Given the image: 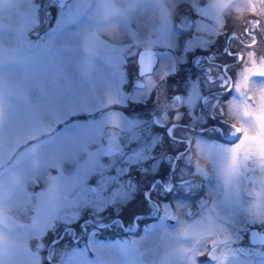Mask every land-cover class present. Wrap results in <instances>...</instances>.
Masks as SVG:
<instances>
[{
  "label": "rangeland",
  "instance_id": "rangeland-1",
  "mask_svg": "<svg viewBox=\"0 0 264 264\" xmlns=\"http://www.w3.org/2000/svg\"><path fill=\"white\" fill-rule=\"evenodd\" d=\"M42 5L0 0V264H264L248 241L264 231V160L230 163L239 134L206 139L264 135V49L247 44L264 0H73L53 24ZM231 24L228 68H209L227 80L221 112L189 57ZM141 48L158 57L146 77ZM129 210L137 233L118 238Z\"/></svg>",
  "mask_w": 264,
  "mask_h": 264
},
{
  "label": "flooded vegetation",
  "instance_id": "flooded-vegetation-1",
  "mask_svg": "<svg viewBox=\"0 0 264 264\" xmlns=\"http://www.w3.org/2000/svg\"><path fill=\"white\" fill-rule=\"evenodd\" d=\"M40 1H42V4H43L41 6L40 12H42L43 14H46V19L48 21V24H53V23L57 22V20L63 19L64 10L69 6V3L72 2L73 0H36V3H39ZM174 11H175V14H176L175 18H174V22H175L176 20H178L179 11H178V9H174ZM236 23H237L236 29L241 31V24L243 22H236ZM174 24H175V27H176L177 22L174 23ZM177 25H180L179 22H178ZM231 27H234V24H231L230 26L226 25V27H224V29H221L220 31L217 32V35L215 37H212V38L209 37L210 38L209 44H207V46L204 49L200 48L198 46L194 47L192 49V53H191V55L189 57V61H190V63H189V67L190 68L189 69L192 71L191 74L195 73L194 76L198 77V73L197 72H200L201 69L204 67V69H207L206 71H208V73H206V76L207 75L212 76V80H211L210 83H208L209 81L207 80V83H208V84H206L207 91L204 93V95L202 97H200V100L202 101V104L204 105V101L202 100V98H204V97H206V99H210V100H213L214 98H217L216 99L217 100L216 106L218 107L217 108L218 111H221V112H224L226 110V99H225L226 97L224 95H221L220 93H223L224 89L227 88V80H226L225 84H223V85L220 84V82H221L220 78H223L224 76H221L218 73H215V75H213L212 71L209 70V68L212 65L220 66L221 68H224L225 70L228 68V66L225 64V56H226V50H228V43H229V41L231 39V35H233L232 33H230ZM241 32H243V31H241ZM185 43H186V41L184 42V44ZM238 43L240 44L239 41H238ZM247 44H252L254 46L260 45V46H256V47L259 50L264 49V31H262L258 27L257 32L254 31V37H251V42H249ZM244 46H242L241 48L243 49ZM141 49H143V48H141ZM141 49H139V51ZM138 52H137L136 58H135V62H136V65H137V74H138L139 77L149 76L150 74L142 75L139 72V66H138V63H137ZM215 53H217L216 56H215ZM240 60H241V58H240ZM157 64H158V60H157L156 65H155V67H154V69H153L151 74H153ZM139 83L143 84V82H138V84ZM143 86H144V84H143ZM143 103L145 105H148V104H146L145 101ZM154 117H156V119H157V116L154 115L152 117V122H153L154 125H156L157 127H161V128L167 127L166 130L168 129V126H165L164 123H161L162 125L155 124L154 121H153ZM175 124L178 125V128L187 127L186 118L181 119V120H177L175 122ZM201 129H205V128H203V127L196 128V130H194V133H196V134L202 133ZM181 134H182V132H178V137H177V135L175 137L176 145L184 143V141L188 140V138H186L185 136L184 137L181 136ZM189 135L192 136L191 133H189ZM227 135H228L227 133H225V134L221 133V134H218V135H212V136L206 137V139L215 140V141H218V142H221V143H230L231 141L236 139L237 136H238L237 134L234 137H228ZM169 142H170V144L173 143V141L171 139L169 140ZM108 147H110V146H107V148ZM178 148L179 149L177 151L182 153L183 152V149H181L182 147H178ZM103 155H104V152H103ZM169 176H171V172H170ZM190 179H191V181H193V180L195 181V179L193 177H190ZM184 181H185V179L181 180V181H177V184H182V182H184ZM154 182H155V180H154ZM144 194H145V192H144ZM195 195L196 194H194L193 196H195ZM142 197L146 201L145 203L148 204L149 201L146 199V197L143 196V195H142ZM177 198L178 197H175V199H177ZM188 199L189 198H187V200ZM132 203H133V201H132ZM146 215L147 214L144 213V214H141L139 217L142 216L143 218L146 219ZM84 221H86L85 218H83L81 220V222H84ZM112 222H108L104 226H109ZM120 222H122V221L120 220ZM119 227H120V231L121 232H128L129 231V229H126V226H125V224L123 222L120 223ZM252 229H257L259 232H264V231H260L256 227H251L248 230V233Z\"/></svg>",
  "mask_w": 264,
  "mask_h": 264
},
{
  "label": "snow or ice",
  "instance_id": "snow-or-ice-1",
  "mask_svg": "<svg viewBox=\"0 0 264 264\" xmlns=\"http://www.w3.org/2000/svg\"><path fill=\"white\" fill-rule=\"evenodd\" d=\"M264 102V98H262ZM258 121H264V108L257 114ZM235 133L239 134V140L236 142V147L233 148V154L230 160L232 165H235L241 154L247 156L248 160L253 159L264 160V135H249L244 128L237 127Z\"/></svg>",
  "mask_w": 264,
  "mask_h": 264
},
{
  "label": "water",
  "instance_id": "water-1",
  "mask_svg": "<svg viewBox=\"0 0 264 264\" xmlns=\"http://www.w3.org/2000/svg\"><path fill=\"white\" fill-rule=\"evenodd\" d=\"M157 62V57L153 50L143 49L138 52L137 63L139 66V72L142 75L151 74ZM137 87L142 88L143 84L139 83ZM154 123L159 124L156 117L153 119ZM115 153V150L108 147L104 152L105 156H110ZM249 241L252 245L264 246V232H259L257 229H252L249 231Z\"/></svg>",
  "mask_w": 264,
  "mask_h": 264
},
{
  "label": "trees",
  "instance_id": "trees-1",
  "mask_svg": "<svg viewBox=\"0 0 264 264\" xmlns=\"http://www.w3.org/2000/svg\"><path fill=\"white\" fill-rule=\"evenodd\" d=\"M142 110H144V109H142ZM142 110H140V111H142ZM128 111L130 112V110H128ZM130 113H131V112H130ZM139 113H140V112H139ZM142 114H143V113H142ZM140 195H141V194H140ZM136 200H139V203H136V202L133 201L134 205H136V206H134V208H136V210L133 211V212H136V213H138V214H143L144 211H140V209H143L142 206H141L140 204H141V202H142V205L146 204V203H145V200H144L143 198H141V199L138 198V199H136ZM134 208H133V209H134ZM137 209H138V210H137ZM126 212H127V215H126L125 219L122 220V222H123L124 224H126V218H127V217H129V218H130V217H131V218L133 217V216H132V213H131V210L126 211ZM128 214H129V215H128ZM143 221H144V220H142L141 222H143ZM114 236L117 237L118 235H114ZM114 236H112L111 238H114ZM54 239H55V238H54Z\"/></svg>",
  "mask_w": 264,
  "mask_h": 264
}]
</instances>
